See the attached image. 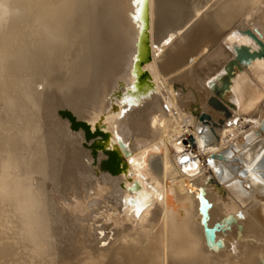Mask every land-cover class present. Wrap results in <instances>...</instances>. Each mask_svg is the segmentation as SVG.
<instances>
[{
    "label": "bare ground",
    "instance_id": "6f19581e",
    "mask_svg": "<svg viewBox=\"0 0 264 264\" xmlns=\"http://www.w3.org/2000/svg\"><path fill=\"white\" fill-rule=\"evenodd\" d=\"M257 40L264 0H0V264H264Z\"/></svg>",
    "mask_w": 264,
    "mask_h": 264
},
{
    "label": "water",
    "instance_id": "95a60500",
    "mask_svg": "<svg viewBox=\"0 0 264 264\" xmlns=\"http://www.w3.org/2000/svg\"><path fill=\"white\" fill-rule=\"evenodd\" d=\"M257 43L261 47V49H260L259 52L249 53L248 48H243L241 50L240 55H238V57H237L238 60H242V59H246L247 57L250 58V57H254V56H259V57L264 58V46H263V44L259 40H257ZM201 212L204 215V219H206V217H207V207L205 206V203H204L203 194L201 195ZM206 234H207L209 240L210 241H213L214 235L211 232V230H209L208 228H206Z\"/></svg>",
    "mask_w": 264,
    "mask_h": 264
},
{
    "label": "rangeland",
    "instance_id": "374dc122",
    "mask_svg": "<svg viewBox=\"0 0 264 264\" xmlns=\"http://www.w3.org/2000/svg\"><path fill=\"white\" fill-rule=\"evenodd\" d=\"M195 132L193 130H191V137L195 136ZM126 162V163H125ZM125 167H127V161L124 157H119V163L116 165V168L120 171H124ZM171 202V201H170ZM36 264H50V260H46V259H39Z\"/></svg>",
    "mask_w": 264,
    "mask_h": 264
}]
</instances>
